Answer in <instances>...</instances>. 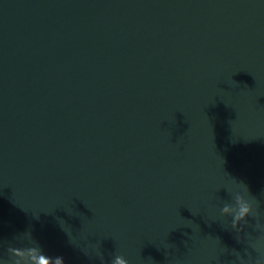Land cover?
Here are the masks:
<instances>
[{
  "label": "water",
  "instance_id": "95a60500",
  "mask_svg": "<svg viewBox=\"0 0 264 264\" xmlns=\"http://www.w3.org/2000/svg\"><path fill=\"white\" fill-rule=\"evenodd\" d=\"M26 232L65 264L255 257L264 0H0V258Z\"/></svg>",
  "mask_w": 264,
  "mask_h": 264
},
{
  "label": "clouds",
  "instance_id": "9594fccd",
  "mask_svg": "<svg viewBox=\"0 0 264 264\" xmlns=\"http://www.w3.org/2000/svg\"><path fill=\"white\" fill-rule=\"evenodd\" d=\"M243 186L242 191L231 193L234 203H225L221 209L223 217H231L230 227L237 232H243L240 227L241 224H248V217L252 216L258 219V213L254 209V203L248 197H251L246 185L238 183ZM258 205V202H255ZM21 246H12L9 244L7 253L11 257L10 260L0 258V264H65L64 258L61 256H49L41 247V245L33 239L31 232H26L15 238ZM255 253L253 257L250 252H246L247 259L238 252H234L237 260L232 264H264V239H255L249 246ZM97 256L103 259L100 251ZM111 264H129V261L122 255H116L112 258Z\"/></svg>",
  "mask_w": 264,
  "mask_h": 264
}]
</instances>
